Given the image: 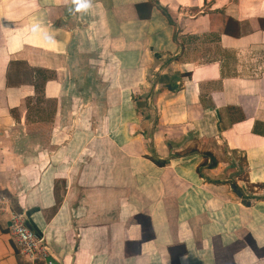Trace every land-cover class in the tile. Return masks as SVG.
Instances as JSON below:
<instances>
[{
    "label": "crops",
    "instance_id": "crops-1",
    "mask_svg": "<svg viewBox=\"0 0 264 264\" xmlns=\"http://www.w3.org/2000/svg\"><path fill=\"white\" fill-rule=\"evenodd\" d=\"M71 7L0 0V264H264V0Z\"/></svg>",
    "mask_w": 264,
    "mask_h": 264
},
{
    "label": "built area",
    "instance_id": "built-area-1",
    "mask_svg": "<svg viewBox=\"0 0 264 264\" xmlns=\"http://www.w3.org/2000/svg\"><path fill=\"white\" fill-rule=\"evenodd\" d=\"M4 212L5 209L0 207V214ZM8 214L9 230L16 247L17 255L30 264H35L36 262L52 264V261H48L50 255L43 237L29 228L25 216L13 211H9Z\"/></svg>",
    "mask_w": 264,
    "mask_h": 264
},
{
    "label": "clouds",
    "instance_id": "clouds-1",
    "mask_svg": "<svg viewBox=\"0 0 264 264\" xmlns=\"http://www.w3.org/2000/svg\"><path fill=\"white\" fill-rule=\"evenodd\" d=\"M69 12L85 13L92 7V0H70Z\"/></svg>",
    "mask_w": 264,
    "mask_h": 264
},
{
    "label": "rangeland",
    "instance_id": "rangeland-1",
    "mask_svg": "<svg viewBox=\"0 0 264 264\" xmlns=\"http://www.w3.org/2000/svg\"><path fill=\"white\" fill-rule=\"evenodd\" d=\"M129 19H131V17ZM142 22L143 21H139V20H136L133 22L134 29H135V31H132V33H131L133 40L137 39L138 38L137 36L140 34H142L143 36L145 35L146 39L149 38L147 33H146L147 32L146 27L143 26ZM246 193L248 194V190ZM247 199L249 200L252 198H247ZM238 262H240V260Z\"/></svg>",
    "mask_w": 264,
    "mask_h": 264
},
{
    "label": "trees",
    "instance_id": "trees-1",
    "mask_svg": "<svg viewBox=\"0 0 264 264\" xmlns=\"http://www.w3.org/2000/svg\"><path fill=\"white\" fill-rule=\"evenodd\" d=\"M151 5L149 4H137L135 5L137 16L139 19H147L151 11Z\"/></svg>",
    "mask_w": 264,
    "mask_h": 264
},
{
    "label": "water",
    "instance_id": "water-1",
    "mask_svg": "<svg viewBox=\"0 0 264 264\" xmlns=\"http://www.w3.org/2000/svg\"><path fill=\"white\" fill-rule=\"evenodd\" d=\"M30 228V227H29Z\"/></svg>",
    "mask_w": 264,
    "mask_h": 264
}]
</instances>
